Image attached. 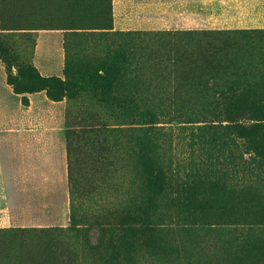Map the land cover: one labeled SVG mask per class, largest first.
Masks as SVG:
<instances>
[{"label":"rangeland","instance_id":"374dc122","mask_svg":"<svg viewBox=\"0 0 264 264\" xmlns=\"http://www.w3.org/2000/svg\"><path fill=\"white\" fill-rule=\"evenodd\" d=\"M15 1L9 14L16 24L8 28L16 29L1 32L8 60L0 57V170L7 202L0 228L12 227L17 235L0 241V264H94L91 250L105 241L97 225L108 220L110 229L121 210L138 208L150 211L159 230L121 239V252L139 247L128 259L120 257L122 264H255L259 252L243 247L245 225L207 231L187 211L200 206L205 179L234 195L264 193V173L241 166L201 173L200 143L190 138L216 90L233 80L264 79V0H87L82 20L72 12L74 0ZM105 12L107 29L100 23ZM108 64L117 67L111 86L90 84ZM25 67L67 79L69 95L29 90L36 85L19 74ZM127 93L157 113L152 127L165 178L137 173L128 158L131 146L121 130L135 124L122 116L117 98ZM86 124L109 130L107 147L75 141L74 158L67 129ZM147 176H154L149 186ZM72 209L77 222L69 229ZM257 232L253 238L261 237Z\"/></svg>","mask_w":264,"mask_h":264},{"label":"trees","instance_id":"16d2710c","mask_svg":"<svg viewBox=\"0 0 264 264\" xmlns=\"http://www.w3.org/2000/svg\"><path fill=\"white\" fill-rule=\"evenodd\" d=\"M25 4L28 5L25 1L20 3L22 7ZM16 5L15 0H0V57L6 60L8 57L6 49L2 45L1 32L2 30L16 29L8 28V26L16 24L9 14L15 10ZM85 5H87V0H74V4L71 6L72 12L77 11L78 17L81 18L78 20L85 18L86 13H83ZM105 13L107 17L103 21L100 20V23L102 28L107 29L110 28L111 23L108 12ZM103 68L101 74L98 73V69L94 72V77H90L88 80L90 84L102 87L111 86L109 78L112 73L117 71V67L115 64H108ZM121 68L123 67H119V70ZM19 74L26 75L29 81L36 85L34 88L30 87L29 90L45 88L52 98L70 93L71 86L67 79L61 80L55 76L42 77L32 67L22 68ZM8 79L10 83L16 84L17 80L13 78V75H9ZM212 86L215 87L214 79L210 87ZM14 89L17 93L21 91L17 86ZM215 92L217 96L207 102L212 108L203 113L204 119L200 121L203 125L190 132L191 140L199 141L202 152L198 169L201 173H229L232 166H241L249 169L251 173H264V79L261 77L260 80H233L228 88L225 87ZM102 94L104 98L109 96L106 95L104 88ZM114 97L112 96L110 99L115 100ZM117 98L119 107L123 110L122 116L131 118L134 120L131 124H135V126L121 130L129 139L131 148L128 158L134 161V163L132 162L133 168L137 170V173H161L164 177V173H168V169L157 152L158 135L155 132L157 128L152 127L157 113L150 108L142 109L138 98L130 93ZM107 133L109 130L93 125L69 126L67 129L68 154L75 158L78 149L75 141L89 142L93 147L103 151L107 147ZM228 161H231L229 166L225 165ZM153 177H146L148 186L153 181ZM203 181L206 186L200 194V206L197 210L187 211L189 214H193L191 218L198 217L201 225L207 231L212 230L216 225H232L234 228L231 230H237V225H245L249 231L245 235L249 237L244 240L243 247L246 250H253L251 248L254 247L253 251L259 252L255 264H262L264 262V193L249 191L234 195L222 186H219L217 190L216 183L209 179ZM138 209L140 212L136 209L121 210L119 215L113 217L117 221L110 229L105 227V224L108 225V220L105 222L103 219L102 223L97 225L101 230L99 235L101 237L104 235L105 241L95 245L91 250V254L93 253L96 257L94 264H122L119 258L128 259L127 254L139 250V247L134 245L131 251L123 247L121 252L119 251L122 246L121 239H128L133 234L150 237V234L154 235L158 232L159 229L149 221L151 220L149 219L150 211ZM76 222V216L72 209L68 228H76ZM117 231H121L122 236L118 237ZM256 232L261 234V237L253 238V234ZM16 233L17 231L12 227L0 228V241L6 239L5 237L8 235L14 237L17 235ZM107 236L111 237L108 239L114 241L107 242ZM236 240L234 239V241Z\"/></svg>","mask_w":264,"mask_h":264},{"label":"crops","instance_id":"0c3cea01","mask_svg":"<svg viewBox=\"0 0 264 264\" xmlns=\"http://www.w3.org/2000/svg\"><path fill=\"white\" fill-rule=\"evenodd\" d=\"M6 203V185L4 173H2V171L0 170V210L7 208V206L5 205Z\"/></svg>","mask_w":264,"mask_h":264},{"label":"bare ground","instance_id":"6f19581e","mask_svg":"<svg viewBox=\"0 0 264 264\" xmlns=\"http://www.w3.org/2000/svg\"><path fill=\"white\" fill-rule=\"evenodd\" d=\"M36 261V260H35Z\"/></svg>","mask_w":264,"mask_h":264}]
</instances>
